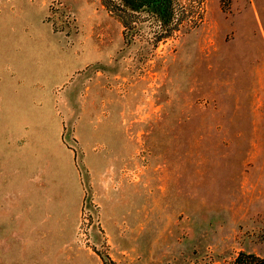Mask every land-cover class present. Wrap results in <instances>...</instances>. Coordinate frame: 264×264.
Listing matches in <instances>:
<instances>
[{"label":"rangeland","instance_id":"374dc122","mask_svg":"<svg viewBox=\"0 0 264 264\" xmlns=\"http://www.w3.org/2000/svg\"><path fill=\"white\" fill-rule=\"evenodd\" d=\"M175 1L0 0V264L264 257V0Z\"/></svg>","mask_w":264,"mask_h":264},{"label":"trees","instance_id":"16d2710c","mask_svg":"<svg viewBox=\"0 0 264 264\" xmlns=\"http://www.w3.org/2000/svg\"><path fill=\"white\" fill-rule=\"evenodd\" d=\"M103 3L121 20L125 29H128L125 31L126 35L128 31L134 35L133 29L141 18L142 11L157 22V40L171 35L176 28L173 24H179L183 20L176 10L175 0H103ZM238 260L239 264H264V257L253 253L242 252ZM105 264H108V261H105Z\"/></svg>","mask_w":264,"mask_h":264}]
</instances>
